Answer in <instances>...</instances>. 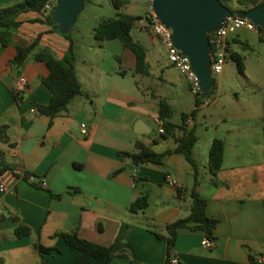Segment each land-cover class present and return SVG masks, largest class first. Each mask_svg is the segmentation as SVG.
Listing matches in <instances>:
<instances>
[{
	"label": "crops",
	"instance_id": "0c3cea01",
	"mask_svg": "<svg viewBox=\"0 0 264 264\" xmlns=\"http://www.w3.org/2000/svg\"><path fill=\"white\" fill-rule=\"evenodd\" d=\"M17 1L0 0V7ZM18 21L12 31L15 44L26 47L36 40L38 50L57 59L66 56L70 41L46 22L45 13L27 11ZM15 55L13 44L0 46V187L6 188L0 191L1 264H70L77 252L65 244L62 232H75L110 246L113 256L109 264H165L166 241L154 233L165 236L168 223L188 214L194 185L191 165L175 153L160 165L133 166L130 157H122L120 152H135L137 143L156 152L176 147L173 138L160 137L158 98H165L173 109V102L175 106L182 102L177 89L185 79L175 70V92L158 96L154 102L113 88L108 83L112 74L106 72L104 78L91 64L87 72L91 86L84 87L74 63L85 95L74 97L67 111L48 117L33 106L50 99L41 82L47 67L30 56L17 68L12 63ZM132 55L129 62L135 68ZM165 67H171L167 59ZM160 77L163 84L172 85L163 72ZM17 79L26 84L21 91L24 100L18 103L12 96ZM169 120L176 125L181 122ZM186 126L195 128V120L190 119ZM242 127L228 126V134L213 135L204 144L208 152L214 138L224 141L223 164L215 175L208 171V160L199 163V139L193 147L198 165L195 189L207 201V214L218 222L210 248L202 246L203 231L177 229L170 256H176L178 264H251L249 256L264 259V147L263 157L257 160L249 157L251 151L242 154L238 142L246 138ZM166 175L177 181L180 197L165 184ZM140 196L147 197V206L130 211L131 202ZM18 224L29 227V235L17 237L14 229ZM37 245L53 251H42Z\"/></svg>",
	"mask_w": 264,
	"mask_h": 264
},
{
	"label": "rangeland",
	"instance_id": "374dc122",
	"mask_svg": "<svg viewBox=\"0 0 264 264\" xmlns=\"http://www.w3.org/2000/svg\"><path fill=\"white\" fill-rule=\"evenodd\" d=\"M146 4L147 0H129L127 5L117 10L110 0L85 2L69 34L74 43L75 63L84 87L91 86L87 73L91 64L96 74L99 73L104 78H107L106 72L112 74L108 83L113 88L121 89L139 99L156 102L158 96H169L170 92H175V69L165 67L166 51L149 27L136 24L131 30L133 40L138 41L146 50L147 74L137 72L131 66L129 60L133 56L132 52L120 40L98 41L93 37V28L103 19L115 17L118 11L142 16ZM231 5L235 7V3ZM237 37L242 42H247L248 47L234 43L232 39ZM229 41L225 67L220 74L213 75V93L202 99L198 105H194V96L188 90L186 81L181 79L177 90L182 95V102L176 106L173 102L171 120L174 122L180 119L182 112L189 113L196 109L194 120L195 134L201 147L200 165L205 163L203 159L208 160L204 144L213 135L220 137L228 134L226 127L234 125L243 126L245 129L243 133L245 132L246 138L238 140L242 154L251 151V155L248 154L253 160L263 157L261 125L264 124V38L254 31L241 28L230 34ZM231 51L242 55L245 66L243 72L238 71L236 62L230 56ZM120 69L124 71L123 74L118 73ZM162 72L172 85L162 83ZM99 78L102 81L101 77ZM152 95H156L155 98ZM214 98L217 101L210 105ZM222 118L225 120L222 121ZM231 151L228 147L227 152ZM202 171L209 176L204 168ZM203 177V181L208 180L205 174Z\"/></svg>",
	"mask_w": 264,
	"mask_h": 264
},
{
	"label": "trees",
	"instance_id": "16d2710c",
	"mask_svg": "<svg viewBox=\"0 0 264 264\" xmlns=\"http://www.w3.org/2000/svg\"><path fill=\"white\" fill-rule=\"evenodd\" d=\"M222 4L231 8L233 14L237 11L246 10L258 6L264 0H219ZM46 0H19L16 3L4 7H0V46H7L13 44L16 48V55L12 63L19 68L28 57L33 60L43 62L48 69V74L41 78V82L45 88L50 92V99L46 104L34 103L33 106L40 114L48 117L61 114L67 111L68 106L72 99L79 95H85L81 89V85L77 74L75 72V53L74 43L69 38V34L63 35L68 38L70 43L66 56L63 59H57L53 54L45 51L38 50V43L34 40L30 45L23 47L13 42L12 31L18 25V17L21 13L27 11L42 12ZM90 2V0H86ZM129 0H110L112 6L119 10L121 7L127 5ZM231 3H235L232 7ZM140 16H134L126 12L118 11L113 18L103 19L93 28V37L98 41L118 39L125 47H128L135 57V70L137 72L147 74L145 62V48L138 42L133 40L131 30L136 25ZM45 20L48 24L57 29V25L50 19V14H45ZM234 43H239L244 47H248L247 42H242L238 38H233ZM230 45V41H229ZM230 56L236 62L237 69L243 72L245 69L243 57L236 51H231ZM215 89V82L211 89L210 95ZM209 95V96H210ZM12 96L15 102L24 100V93L12 89ZM202 101L201 97L195 99V105ZM196 109L189 113H182L180 116V124L176 125L169 119L172 117L173 110L163 97L158 98V119L161 122L162 132L161 138L171 137L176 142V147L173 150L167 149L163 152H156L148 146L137 143V150L133 153L120 152L122 157H130L133 166L141 164H155L160 165L163 159L170 154H181L185 160L191 165L193 170L194 185L190 191L189 212L183 217L179 218L165 226L166 235L163 236L159 233H154L158 238L166 241L167 259L170 257L172 247L174 245L177 229L190 228L203 231L204 235L213 239L214 229L218 220L209 216L206 212L207 201L201 197L195 185L198 180V165L192 156V150L198 137L195 134V128H188L186 120L188 118L194 119ZM177 130L181 131L179 135L176 134ZM263 147H264V125L262 127ZM224 155V141L220 138H214L208 150L207 168L211 175H215L222 167ZM23 178L28 179L29 175L24 174ZM181 190L176 189V196L180 197ZM56 196H60L59 194ZM147 206V197L140 196L131 202L129 210L135 212ZM30 229L27 226L18 224L14 229V234L17 237L27 236ZM60 236L63 238L65 244L77 253L72 257L70 264H109L113 253L110 246L100 245L84 238H81L77 233L62 232ZM37 248L51 252L53 248H45L37 245ZM251 264H264L258 258L249 256ZM1 264V261H0Z\"/></svg>",
	"mask_w": 264,
	"mask_h": 264
},
{
	"label": "water",
	"instance_id": "95a60500",
	"mask_svg": "<svg viewBox=\"0 0 264 264\" xmlns=\"http://www.w3.org/2000/svg\"><path fill=\"white\" fill-rule=\"evenodd\" d=\"M86 0H58L50 12L61 35L71 32ZM159 21L172 31L174 46L189 58L191 69L200 81V97L206 99L214 84L210 66L209 35L218 30L231 8L219 0H152ZM235 16L247 19L264 30V2L237 11Z\"/></svg>",
	"mask_w": 264,
	"mask_h": 264
},
{
	"label": "built area",
	"instance_id": "2783aa9c",
	"mask_svg": "<svg viewBox=\"0 0 264 264\" xmlns=\"http://www.w3.org/2000/svg\"><path fill=\"white\" fill-rule=\"evenodd\" d=\"M57 2L58 0H46L42 12L45 14H50L51 10ZM136 24L150 28L152 33H154V35L166 51L168 66H171L173 69H175L176 72L185 79L189 91L193 94L195 99L200 97L199 78L191 69L189 58L182 54L174 46L172 41V31L170 28L166 27L159 21L153 8L152 0H147L146 9L143 15L140 16V18L137 20ZM241 28L254 31L264 38V30L255 26L249 20L237 17L235 16V14L225 17L220 28L209 35L210 66L212 76L215 74H220L223 71L226 64V57L228 55L229 36L230 34H234ZM25 87V81L23 79H17L14 83L13 90L24 91ZM189 121L190 118L186 120V124ZM82 128V132H85V124H82ZM160 132H162V129H160ZM165 184L172 188L176 193L178 184L174 178H172L170 175H166ZM5 190V187H0V191ZM202 246L205 248L212 247L213 240L205 236L202 240ZM259 261L264 262V259H259ZM178 262L179 260L176 256H170L165 264H178Z\"/></svg>",
	"mask_w": 264,
	"mask_h": 264
}]
</instances>
